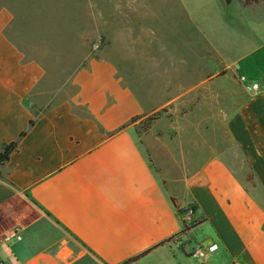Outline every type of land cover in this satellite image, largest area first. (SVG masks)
I'll use <instances>...</instances> for the list:
<instances>
[{
	"label": "crops",
	"instance_id": "1",
	"mask_svg": "<svg viewBox=\"0 0 264 264\" xmlns=\"http://www.w3.org/2000/svg\"><path fill=\"white\" fill-rule=\"evenodd\" d=\"M237 2L116 0L115 47L61 65L2 6L0 264H264V1Z\"/></svg>",
	"mask_w": 264,
	"mask_h": 264
},
{
	"label": "rangeland",
	"instance_id": "2",
	"mask_svg": "<svg viewBox=\"0 0 264 264\" xmlns=\"http://www.w3.org/2000/svg\"><path fill=\"white\" fill-rule=\"evenodd\" d=\"M233 1L226 14L230 18L240 11ZM115 4L116 0H0V9L7 7L14 17L4 35L28 59L47 65L80 64L88 55L115 47ZM145 125L143 121L140 129Z\"/></svg>",
	"mask_w": 264,
	"mask_h": 264
},
{
	"label": "built area",
	"instance_id": "3",
	"mask_svg": "<svg viewBox=\"0 0 264 264\" xmlns=\"http://www.w3.org/2000/svg\"><path fill=\"white\" fill-rule=\"evenodd\" d=\"M240 81H244V78L241 77ZM253 90L257 88L256 85H253L251 87ZM182 216L184 218L185 223H190L191 221V209H186L183 213ZM19 228L18 227H14L12 228L10 231H8L7 233H5L3 235V240H8L11 237H15L17 240H20V235H19ZM174 242L176 243L177 246L181 247L182 246V241L179 237H176L174 239ZM217 250V245L215 243H209V244H205L203 242L200 243H196L193 247L192 250V255L200 258V259H206L209 255L213 254L214 252H216Z\"/></svg>",
	"mask_w": 264,
	"mask_h": 264
},
{
	"label": "trees",
	"instance_id": "4",
	"mask_svg": "<svg viewBox=\"0 0 264 264\" xmlns=\"http://www.w3.org/2000/svg\"><path fill=\"white\" fill-rule=\"evenodd\" d=\"M239 1L243 7H246V6H249V5L258 3L260 1H264V0H239ZM147 120H148V122L146 123V125L142 129L144 131L147 130L150 122L153 119H147ZM133 121H135V119ZM31 125L32 124L29 123V126H31ZM23 136H25V132H22L20 134L19 139L22 138ZM17 146H18V140L15 142H11V143H0V166L9 161L10 155L12 154V152H14L17 149ZM132 260H134V259H132Z\"/></svg>",
	"mask_w": 264,
	"mask_h": 264
},
{
	"label": "water",
	"instance_id": "5",
	"mask_svg": "<svg viewBox=\"0 0 264 264\" xmlns=\"http://www.w3.org/2000/svg\"><path fill=\"white\" fill-rule=\"evenodd\" d=\"M233 0H222V3L224 5V8L226 11H229L231 5H232Z\"/></svg>",
	"mask_w": 264,
	"mask_h": 264
}]
</instances>
